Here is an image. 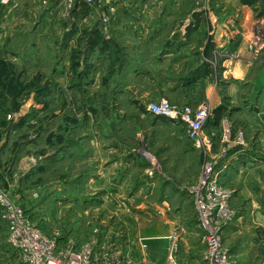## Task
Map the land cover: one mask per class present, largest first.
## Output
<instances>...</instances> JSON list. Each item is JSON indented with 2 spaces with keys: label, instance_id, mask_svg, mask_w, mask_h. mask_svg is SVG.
I'll return each mask as SVG.
<instances>
[{
  "label": "rangeland",
  "instance_id": "rangeland-1",
  "mask_svg": "<svg viewBox=\"0 0 264 264\" xmlns=\"http://www.w3.org/2000/svg\"><path fill=\"white\" fill-rule=\"evenodd\" d=\"M57 1L41 0L47 14L60 4L44 28H37L39 15L23 0H17L16 15L25 14L22 21L8 25L0 18V145L5 149L10 142L0 150V264H23L10 247L11 228L22 217L46 236L105 251L100 264H168L171 258L178 264H215V242L227 251L231 264H264V226L256 230L246 224L248 218L236 221L242 183L231 181L244 160L256 157L249 155L251 150L263 153L264 167V134L249 133L238 121L249 109L253 114L263 110L258 107L264 96L263 55L253 64L251 83L240 89L244 96L233 106L226 99L217 108L208 99L195 107L170 102L180 111L210 106L212 116L199 140H190L178 119L146 114L150 104H160L161 94L155 89V99L145 96L151 93L150 81L134 78L133 67L124 72L125 78L113 77L122 60L131 64L126 48H191L204 77L224 91L229 85L223 75L226 49L236 41L240 22L222 20L217 36L212 6L197 14L204 4L191 0L190 8L180 6L171 15L178 19L176 26L184 10L191 14L180 44L168 36L156 44L155 38L141 41L130 30L117 36L121 0ZM122 1L126 15L134 0ZM4 5L0 0V10ZM248 6L255 17L264 14V0ZM159 7L148 5L153 11ZM14 22L20 32L13 42ZM257 38L264 48V33ZM93 48L113 49L109 76H101L99 85L97 79L91 84L96 74L86 66L81 69ZM192 70L190 66L181 74L193 77ZM21 109L28 112L20 120ZM10 123L20 128L7 130ZM205 129L217 130L215 139H205ZM181 140L185 143L176 145ZM238 152L242 156L230 163L229 155ZM251 168L250 173L258 172ZM256 187L264 192L258 182ZM111 188L119 192L109 193ZM228 241L255 246H246L240 255Z\"/></svg>",
  "mask_w": 264,
  "mask_h": 264
},
{
  "label": "crops",
  "instance_id": "crops-1",
  "mask_svg": "<svg viewBox=\"0 0 264 264\" xmlns=\"http://www.w3.org/2000/svg\"><path fill=\"white\" fill-rule=\"evenodd\" d=\"M2 0V3L5 4L3 8L0 10V18L1 20H5L7 24L10 21H22L25 14L22 16H16L17 13H20V9L18 6L17 0ZM21 1V0H19ZM57 1V0H55ZM204 6L202 8H198L195 13L202 14V10L205 8L209 9L212 6L213 11L211 13L212 20L215 22V30L216 35L219 36V28L222 30L221 22L222 20H230V22L238 20L239 27L236 29V33L238 37L236 41H233L229 48L226 49L228 52V60L227 64L225 65L224 74L226 79L229 80V85L226 86L225 90L223 91L220 88H217L216 81H209L207 80L205 75L202 73L203 66L199 65V61H197V56L191 57L190 50L191 48H126V51L130 54L131 64L124 60H122L121 65L117 64L113 69V73L115 74L113 77H126L125 71H127L130 67H133V70H130L137 79L141 80L144 78L150 81V86L152 87L151 93H146L145 96H153V98L157 95L154 94L153 90L157 89L159 94H161L159 100L168 101L171 103L181 104V105H188V106H197L201 103L202 100H210L213 103L214 108H217L221 105L223 99L229 100L233 106L237 101H239L240 96H244L245 93L240 92V89L244 85H249L251 82H248L252 74V68L254 62L258 60L260 55L264 57V48L259 47V41L257 38V34L264 33V14L261 17H255L254 10L252 7H249L248 4L251 3L253 0H201ZM60 3V1H57ZM25 3V4H24ZM24 6L31 8L35 14H38V23L39 27H46V21L50 19V17L58 11L60 4L58 3L53 4L51 13H45L46 7L42 5L41 0L33 1V0H23ZM57 4V5H56ZM122 7L119 10V17H121V28L117 29V36L121 34L125 30H130L133 32L136 37L138 36L141 41L145 38H155L156 44L162 37H171L172 40L176 37L178 40V45L180 44V37L184 36L186 32L189 31L190 28V19L191 14L189 12V5L191 4V0H134V7L132 9H127L126 15L124 12L123 1L121 0ZM159 5L157 11H153L152 9L148 8V5L151 6ZM37 5L42 6V8L37 9ZM120 5V3H119ZM177 6V7H175ZM188 6L186 13L182 12V20L178 25L174 26L173 23L178 19L174 16L176 10L179 7ZM44 10V11H43ZM145 10H149L148 13ZM37 11V12H36ZM129 11V12H128ZM19 15V14H18ZM170 16V17H169ZM34 17V16H33ZM201 15L197 16L195 20H198ZM220 17V18H219ZM146 18L147 21H146ZM129 19V20H128ZM35 20V21H36ZM130 21V25L125 24V21ZM33 21V20H32ZM172 21V22H170ZM14 22V24H15ZM25 23V22H23ZM127 23V22H126ZM11 27V35L13 42L14 36L18 34L20 31L17 30L18 23ZM3 25V23L1 24ZM9 25V24H8ZM126 25V26H125ZM8 27V26H7ZM90 27H93L91 25ZM126 27V28H124ZM36 28V29H37ZM122 29V30H121ZM226 29V28H224ZM91 33L95 32L96 29H91ZM223 31V30H222ZM221 35V33H220ZM182 40L185 41L184 38ZM11 41L8 39V42ZM183 41V43H184ZM219 41V40H218ZM216 41V42H218ZM185 44V43H184ZM183 45V44H182ZM222 46V45H221ZM95 52L93 56L89 55V59H86V64L83 62L82 68L86 66L91 72L96 74V77L91 84L95 83L97 79L99 85V78H105L109 76L107 70H109L108 66L110 65V61L112 60V56L109 55L113 51L112 48H93ZM92 52V51H91ZM149 54V55H148ZM138 57V61L136 58ZM147 58V59H145ZM101 59V60H100ZM115 59V58H114ZM258 64V62H257ZM135 65V66H134ZM193 66V77L186 76L181 74L185 68H190ZM119 68V69H118ZM122 68V69H121ZM104 69H106L104 71ZM117 70V71H116ZM169 70H171L169 72ZM103 71V72H102ZM83 72V71H82ZM92 81V80H90ZM118 81L121 82V78H118ZM127 82V80H126ZM129 82V81H128ZM127 82V83H128ZM138 82V81H137ZM245 82V83H244ZM95 83V84H96ZM244 83V84H242ZM131 84V82H130ZM248 87V86H247ZM162 91V93H160ZM155 99V98H154ZM259 99H263V101H258L259 109H263L258 114H253L250 109L246 111V113H241V116L238 112H235L237 116L239 115L238 121L241 122L247 129V132L251 133L254 131V134H261L263 137L264 134V96ZM258 100V99H257ZM251 106V103H250ZM260 109V110H261ZM259 110V111H260ZM28 110L21 109V114L18 116L20 120L23 116L26 115ZM149 116H154L155 119L164 118L160 116L154 115L151 111H147ZM167 119V118H165ZM16 122V121H15ZM20 123V121H19ZM10 123L7 130H17L20 128L19 126L16 127ZM12 125V126H11ZM156 129V127H155ZM206 134L205 139L207 137L211 138L212 140L215 139L217 130L211 131L205 129ZM184 135V136H183ZM182 136L185 137L184 131L182 132ZM178 139H182L181 137H177ZM263 139V138H262ZM261 139V140H262ZM9 141H6L5 149L0 145L1 153L4 152L9 147ZM184 141H177L176 145H183ZM3 148V149H2ZM258 149L259 146H256ZM194 150V149H193ZM170 151V149H169ZM168 151V152H169ZM195 151V150H194ZM167 152V153H168ZM165 154L168 156L169 154ZM254 154L256 157L254 160H244L242 165L239 166L236 170L234 176L231 177V181L237 179L238 182L242 183V187L240 184V192L239 196L242 198V203L239 205L237 212L240 213V218H237L236 221L248 218L246 224L254 225V229L260 228L264 226V192L259 190L257 186V182L259 183V188H264V174L260 173V171H264L263 162L261 158L263 157V153L260 152H252L249 151V155ZM258 155V156H257ZM242 154L238 152V154L229 155V161L238 159ZM237 157V158H236ZM244 158V157H243ZM251 167H256L258 172L250 173ZM231 170V168H230ZM231 171L228 172L226 178L229 180V176ZM228 176V177H227ZM254 177H258V181H254ZM230 181V182H231ZM248 182V183H245ZM233 183V182H232ZM244 183V184H243ZM110 191H117L114 188L108 190ZM120 192H125L120 189ZM134 197H138L137 193L134 194ZM244 215V216H243ZM239 217V215H238ZM163 220V219H162ZM166 222V221H165ZM169 224L170 220L167 221ZM172 223V222H171ZM170 223V225H172ZM235 223V222H234ZM236 225V224H235ZM254 235V234H251ZM252 236L251 238H253ZM256 242L255 239H253ZM239 244L231 243V248L234 253L240 254L242 250L247 246L245 242L239 241ZM254 244L247 246L248 249L251 248ZM258 246V245H257ZM193 247V246H192ZM191 247V248H192ZM253 255V254H251ZM241 264V263H240Z\"/></svg>",
  "mask_w": 264,
  "mask_h": 264
},
{
  "label": "built area",
  "instance_id": "built-area-1",
  "mask_svg": "<svg viewBox=\"0 0 264 264\" xmlns=\"http://www.w3.org/2000/svg\"><path fill=\"white\" fill-rule=\"evenodd\" d=\"M93 2V0H88ZM149 111L154 115L171 120H179L185 128L186 135L190 140H199L205 124L212 116L210 106H203L194 112L191 109L180 111L168 101H161L160 104H150ZM228 134H231L230 132ZM10 247L17 252L23 260V264H100L105 251L94 250L90 244L81 248L75 247L67 240L46 236L37 228L32 226L26 218L22 217L19 223H14L11 228ZM212 257L215 264H231L227 251L217 242L211 246ZM168 264H178L171 258Z\"/></svg>",
  "mask_w": 264,
  "mask_h": 264
},
{
  "label": "trees",
  "instance_id": "trees-1",
  "mask_svg": "<svg viewBox=\"0 0 264 264\" xmlns=\"http://www.w3.org/2000/svg\"><path fill=\"white\" fill-rule=\"evenodd\" d=\"M84 72V71H83Z\"/></svg>",
  "mask_w": 264,
  "mask_h": 264
}]
</instances>
